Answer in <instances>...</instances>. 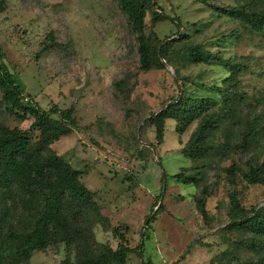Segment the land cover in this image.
Segmentation results:
<instances>
[{"label": "rangeland", "instance_id": "1", "mask_svg": "<svg viewBox=\"0 0 264 264\" xmlns=\"http://www.w3.org/2000/svg\"><path fill=\"white\" fill-rule=\"evenodd\" d=\"M250 2L153 0L154 9L162 8L180 25L171 19L153 24L150 8L147 34L154 31L162 44L182 39L170 49L173 66L144 71L137 36L118 0H0V64L23 87V101L74 108L77 125H64L50 148L81 170V182L93 192L104 221L90 217L85 225L98 250L127 246L125 264H238L264 254L262 246L241 243L249 233L226 229L233 194L247 209L264 208V180L250 183L244 177L264 165V31L226 15ZM254 3L264 9V0ZM189 46L241 68V111L215 130L213 150L197 161L183 152L197 123L179 133L167 119L159 143L151 121L185 91L210 95L206 90L226 76L220 65L183 58L180 50ZM251 120L258 129L245 142ZM34 121L9 110L0 89L2 126L29 130L37 140L41 132L32 129ZM181 171L198 176V183L178 182L174 175ZM164 177L165 193L158 200ZM204 186L210 192L205 217L198 205ZM22 215L11 209L7 226L20 228ZM77 255L76 246L56 243L35 250L31 264L75 262Z\"/></svg>", "mask_w": 264, "mask_h": 264}, {"label": "trees", "instance_id": "2", "mask_svg": "<svg viewBox=\"0 0 264 264\" xmlns=\"http://www.w3.org/2000/svg\"><path fill=\"white\" fill-rule=\"evenodd\" d=\"M128 17L132 31L137 36L140 69L164 68L166 63L173 66L170 49L172 44L182 39L177 37L165 44L156 41V33L147 34L146 17L151 8L152 23L171 19L162 8H153V0H118ZM250 2L241 9L227 11L226 15L238 20L256 32L264 31V9ZM261 2V1H259ZM183 58L196 64H217L227 74L220 84L206 91L210 95L186 91L166 105L151 120L156 127V140L161 143L165 135L167 119L176 122V130L184 133L193 123H197L190 138L183 147L184 154L191 160H203L213 150V133L220 126L232 120L240 111L238 105L237 77L240 65L216 56L210 50L201 47H184L180 50ZM178 77L179 70H176ZM123 86V82H117ZM203 85L199 84V87ZM203 88V87H202ZM0 89L7 108L18 117L32 116L35 121L32 129L41 132V137L33 140L29 130L15 128L10 130L0 124V262L8 259L10 264H31L35 250H45L52 244L65 243L76 246L78 255L75 262L68 259L64 264H125L130 249L120 245L116 250L104 247L98 250L89 236L85 223L88 218L98 220L101 215L93 192L82 182V172L55 153L50 145L64 132V125L76 126L74 108L61 109L53 105L49 109L38 104L23 101L24 89L15 80L6 65L0 64ZM58 116V121L53 119ZM258 121H248L245 142L256 134ZM235 164L229 168V174H235ZM264 165L253 167L244 174L250 183L264 180ZM184 184L198 183V176H187L181 171L174 175ZM165 180L161 200L165 193ZM198 205L202 215H207L206 203L210 196L209 188H202ZM229 224L227 230H242L249 233L242 244L252 249L264 248V208L247 209L238 202L235 194L231 196ZM11 209H20L21 225L18 229L7 226V217ZM150 223L149 217L147 224ZM142 245H139L141 249ZM143 264H148L143 261ZM238 264H264V254L256 258L240 260Z\"/></svg>", "mask_w": 264, "mask_h": 264}]
</instances>
